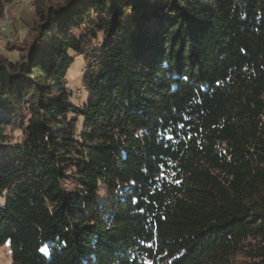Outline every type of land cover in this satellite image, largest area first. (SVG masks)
<instances>
[{
	"label": "trees",
	"instance_id": "obj_1",
	"mask_svg": "<svg viewBox=\"0 0 264 264\" xmlns=\"http://www.w3.org/2000/svg\"><path fill=\"white\" fill-rule=\"evenodd\" d=\"M32 15L0 53L10 264H264V0Z\"/></svg>",
	"mask_w": 264,
	"mask_h": 264
},
{
	"label": "rangeland",
	"instance_id": "obj_2",
	"mask_svg": "<svg viewBox=\"0 0 264 264\" xmlns=\"http://www.w3.org/2000/svg\"><path fill=\"white\" fill-rule=\"evenodd\" d=\"M33 0H12L3 9L0 17V53L13 59L17 48L24 45L28 24L33 17ZM77 76L73 70L69 75L74 85ZM8 243L0 246V264H10Z\"/></svg>",
	"mask_w": 264,
	"mask_h": 264
}]
</instances>
